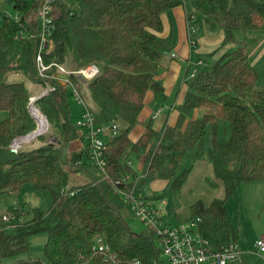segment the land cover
<instances>
[{"label":"trees","instance_id":"1","mask_svg":"<svg viewBox=\"0 0 264 264\" xmlns=\"http://www.w3.org/2000/svg\"><path fill=\"white\" fill-rule=\"evenodd\" d=\"M9 1L18 16L0 26V196L19 193L29 183L47 190L51 201L46 210L33 209L29 219L23 209L13 211L9 222L0 218V260L25 254L28 236L44 232L43 260L17 258L5 264H168L153 232L128 224L118 190L139 193L144 183L159 179L166 181L163 196L175 194L190 173L183 168L189 155L207 156L223 196L207 204L196 200L179 222L198 218L200 234L213 250L235 242L225 202L243 184L264 183V86L258 84L245 39L246 32L264 30V0H55L52 48L43 54V63L69 71L91 64L99 68L91 81L69 75L66 85L54 66L39 75V28L32 16L37 0ZM178 7L186 21L200 16L212 29L220 27V43L206 53L212 60L205 69L189 77L190 65L186 67V91L174 107V123L156 128L148 119L132 141L129 134L139 123L146 95L164 94L156 75L172 35H163V18ZM25 82L53 87L34 102L52 139L40 135L42 144L12 152L15 138L36 129ZM71 88L82 101L91 100L85 110L106 127L109 138L102 141L103 170L91 159L89 145L84 152L101 177L68 189L64 166L84 169L82 150L68 152L73 141L84 138L71 120ZM195 110L201 114L192 118ZM129 155L145 156L140 174L127 161ZM97 238L108 251L94 249Z\"/></svg>","mask_w":264,"mask_h":264},{"label":"rangeland","instance_id":"2","mask_svg":"<svg viewBox=\"0 0 264 264\" xmlns=\"http://www.w3.org/2000/svg\"><path fill=\"white\" fill-rule=\"evenodd\" d=\"M28 4L32 0H25ZM18 13L14 10L13 4L9 0H0V26L4 19L9 18L14 20L17 18ZM165 21V16H164ZM191 22V27L188 28L189 33V46L191 45V63L190 69L196 72L205 69L209 60L212 58L207 57L206 53L212 51L218 46L222 37V29L216 27L212 29L200 16H196ZM185 33V32H184ZM177 31H175V35ZM187 35V34H186ZM245 39L247 47L250 51L249 61L258 73V84L264 86V30L246 32ZM192 41V42H191ZM217 57V55L215 56ZM214 57V58H215ZM198 60L202 62L201 65H197ZM172 59L164 58L162 65L167 66L171 63ZM178 63L182 62L180 60ZM161 72V71H160ZM158 74H161V73ZM158 79V78H157ZM182 78L178 83L171 86L167 94H161L156 98L154 103H148L146 100V109L150 110L148 114H153L158 111L157 118L153 119V124H163L164 122L171 124L170 115L172 114V107L178 105L183 98L186 91V87H182V98L176 102V96L178 89L182 85ZM27 88L31 93V97H35L43 89L42 86L32 85L25 82ZM68 100L72 110V122L75 124L76 119L80 116L81 112L85 110L86 106H91V100L85 98L82 102H76L74 96L69 92ZM37 109V108H36ZM201 114L200 111H193L192 118H197ZM176 116L175 112L172 114ZM3 113H0V119L3 117ZM168 116V117H167ZM174 123V121H173ZM43 132L45 141L52 139V134L48 130V124ZM142 124H136L129 134L130 140H136L141 134ZM80 133V130L77 129ZM222 135V134H221ZM109 138V132L106 130L101 136L102 141H106ZM43 141L37 140V137L20 143L19 148H27L30 146H37L42 144ZM80 149L82 150V160L84 162V169L80 171L72 170V168L64 166V170L67 173V188L84 185L88 183L92 177H101L100 171L94 166V164L87 158L85 149L88 146V142L85 138H81ZM206 145H210L209 137H207ZM18 148V149H19ZM17 149V150H18ZM75 146H70L68 149L74 151ZM79 149V150H80ZM145 156L136 158L134 155H129L127 161L131 167L140 174L143 167ZM190 168V173L182 188L177 193H163L166 190V181L164 180H152L144 183L139 194L142 198L149 199L155 196H163L160 199H149L153 205L161 211V217L164 221L170 224L179 222L180 219L188 216L189 206L196 200H201L207 204L214 198H221L223 196V190L221 182L214 178L207 156L203 158L194 159L191 155L187 156L184 160L183 168ZM264 184H243L241 185L234 195L229 197L225 202V208L236 233V245L241 252L242 259L245 264H264V253L258 254L257 249L254 247V243L258 240L264 241ZM51 197L47 190L36 189L32 184H25L22 186L19 193L5 194L0 196V218L1 216H10V214L19 209H23L26 212L27 219L32 215L33 209L46 210L50 204ZM124 215L128 224L132 229L136 231H144L146 228L138 222L137 218L130 211L129 206L124 209ZM46 241V234L40 232L28 236L27 247L28 250L25 254H21L17 257L2 259L0 263L5 264L12 262L17 258H40L44 259L43 245ZM158 246V245H157ZM163 258V256H161ZM164 259V258H163Z\"/></svg>","mask_w":264,"mask_h":264},{"label":"built area","instance_id":"3","mask_svg":"<svg viewBox=\"0 0 264 264\" xmlns=\"http://www.w3.org/2000/svg\"><path fill=\"white\" fill-rule=\"evenodd\" d=\"M54 2L55 0H37L38 6L36 11L32 13L33 19L38 25V51L35 57L36 66L40 76L54 66L57 69L56 77L61 84L68 83L69 75H77L83 81H91L99 72V68L94 65H87L76 71H69L65 68L43 63V54L48 53L52 48V34L54 32ZM173 58L174 54H170ZM202 62L198 61L197 65ZM196 73L191 70L189 77ZM59 75H64L65 79L61 80ZM43 89L35 97H30V101L53 91V87L44 84ZM74 100L78 103L82 102L75 89L71 88ZM158 111L152 114L155 119ZM75 126L80 130V134L87 140L90 146V155L94 163L100 170L104 169V162L100 159L102 151V140L100 139L106 131V127L96 124L93 116L84 110L75 121ZM111 134H114L115 126H112ZM14 147V146H13ZM11 146V148H13ZM16 150L19 148L14 147ZM118 193L122 196L130 211L146 229L153 232L156 243L160 249L161 255L168 264H243L240 251L235 242L228 243L220 251L213 250L209 242L204 239L199 231V219H191L186 222H177L170 224L161 217V211L157 209L153 203L134 191L133 188L124 187L119 189ZM12 217L1 216L2 221L9 222ZM94 249L99 251H108V247L102 238L95 240ZM258 254L264 253V241L258 240L254 243Z\"/></svg>","mask_w":264,"mask_h":264},{"label":"crops","instance_id":"4","mask_svg":"<svg viewBox=\"0 0 264 264\" xmlns=\"http://www.w3.org/2000/svg\"><path fill=\"white\" fill-rule=\"evenodd\" d=\"M164 20V19H163ZM165 32H164V36H166L169 31L171 32V37H172V44H171V49L165 54L164 58L167 59H172L171 63L169 65H165L163 66V68L160 70L161 74H157L156 78H158V80L162 83L163 87H164V97L165 94H167L168 90L170 89L171 86L175 85L176 83H178L180 81V79H183V75L185 73L186 67H188V65H190L191 61V45L189 46V33L188 31V26H190L191 22H188L185 20V14H184V10L182 8H175L173 9L170 13L169 16H165ZM175 31H177V34L175 35ZM185 32V33H184ZM187 34V35H186ZM192 42V41H191ZM170 54H174L175 57L171 58ZM177 60H180L182 62L178 63ZM200 61V60H198ZM182 83V82H181ZM183 84L181 85V87L178 89L177 92V98H176V102L180 101V99L182 98L183 92H182V88ZM146 98L148 99V103L150 102L151 104L154 103L156 101V98L153 97L152 93H148L146 95ZM145 99V105L146 100ZM143 107L139 117H138V121L139 123H144L145 121H147L148 119H152V114H148L150 110L146 109L145 106ZM172 114L176 111L174 109V107H172ZM83 112V111H82ZM81 112V113H82ZM170 115L171 118V123L173 121H175L176 116L173 117V115ZM168 117V116H167ZM157 118V117H156ZM153 121V119H152ZM162 124H155L154 126L156 128H159ZM73 146H75L74 151H79L80 149V143L78 140H75L72 142ZM72 144L70 146H72ZM81 150V149H80ZM260 182H254L253 184H259ZM252 184V183H250ZM264 184V183H262ZM264 188V187H263ZM264 192V189H263ZM240 256L242 259V255L240 252ZM243 264L244 260L242 259Z\"/></svg>","mask_w":264,"mask_h":264},{"label":"water","instance_id":"5","mask_svg":"<svg viewBox=\"0 0 264 264\" xmlns=\"http://www.w3.org/2000/svg\"><path fill=\"white\" fill-rule=\"evenodd\" d=\"M59 78H60L61 80H64V79H65V76H64V75H59ZM37 99H38V98L29 101L28 109H29V112H30V114L32 115V117H33V119H34L35 122H36V119H35V117H34V114H33L32 110H36L37 112H39V114H40V116L42 117V120H43V124H44L43 128H40V129H39V128H38V125H37V122H36V129H35L34 131L28 133V134L25 135V136H21V137H17V138H15V139L12 141V144H11L12 147H13V146H14V147H15V146L18 147V145H19L20 143H25V142H27V141H30V140L34 139L35 137L42 135L43 132L46 130V129H45L46 126H47L46 118H45V117L40 113V111H39L38 109H36V107L34 106V102H35V100H37ZM14 147L11 148L12 152H16V151H17Z\"/></svg>","mask_w":264,"mask_h":264},{"label":"bare ground","instance_id":"6","mask_svg":"<svg viewBox=\"0 0 264 264\" xmlns=\"http://www.w3.org/2000/svg\"><path fill=\"white\" fill-rule=\"evenodd\" d=\"M33 114H34V117L36 119V122H37V125H38V128H43L44 124H43V120H42V117L40 116L39 112H37L36 110H32Z\"/></svg>","mask_w":264,"mask_h":264}]
</instances>
